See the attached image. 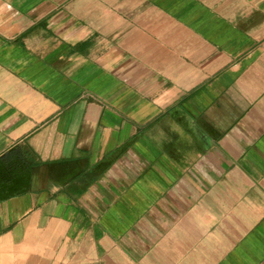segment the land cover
Wrapping results in <instances>:
<instances>
[{"label":"crops","instance_id":"obj_1","mask_svg":"<svg viewBox=\"0 0 264 264\" xmlns=\"http://www.w3.org/2000/svg\"><path fill=\"white\" fill-rule=\"evenodd\" d=\"M0 264H264V0H0Z\"/></svg>","mask_w":264,"mask_h":264}]
</instances>
